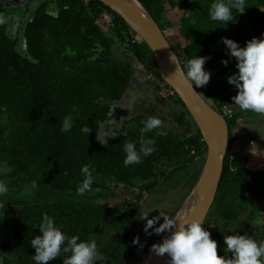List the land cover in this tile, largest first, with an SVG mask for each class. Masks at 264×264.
Segmentation results:
<instances>
[{
  "label": "trees",
  "instance_id": "trees-1",
  "mask_svg": "<svg viewBox=\"0 0 264 264\" xmlns=\"http://www.w3.org/2000/svg\"><path fill=\"white\" fill-rule=\"evenodd\" d=\"M138 2L163 32L181 67L196 55L211 57L205 65L210 82L194 89L224 116L229 129L222 178L203 222L218 243V255H224L222 249L227 254L225 236L247 235L264 242V148L255 154L232 135L246 115L223 113L224 106L237 108L234 86L227 82L236 61L218 48L227 26L238 30L232 40L240 47L262 38L264 0H247L243 11L234 9L238 23L231 25L210 19L215 0ZM54 5L52 10L50 0L40 4L24 26V47H19V31L10 36V23L2 20L7 7L0 3V180L17 187L13 192L9 185L8 197L0 199V264H35L31 240L42 235L38 225L45 214L69 237L95 240L104 257L97 264H139L145 254L136 259L132 239L142 206L202 161L207 147L144 41L119 16L98 0H55ZM251 29L253 37L246 38ZM222 60H229L227 67ZM133 61L141 64L153 93L179 110L176 122L188 132L160 127L147 133L145 138L155 140V152L125 167L123 146L131 141L139 149L140 130L152 111L133 113L107 145L97 134L132 84ZM69 114L74 126L63 133L61 122ZM85 126L92 131L88 136L80 131ZM85 165L94 169L93 191L79 196ZM23 187L30 193L22 194ZM70 255L62 253L49 264H63Z\"/></svg>",
  "mask_w": 264,
  "mask_h": 264
},
{
  "label": "clouds",
  "instance_id": "clouds-1",
  "mask_svg": "<svg viewBox=\"0 0 264 264\" xmlns=\"http://www.w3.org/2000/svg\"><path fill=\"white\" fill-rule=\"evenodd\" d=\"M247 0H215L209 10L210 19L213 22L238 23L233 10L243 11ZM226 46L227 55L236 61L237 72L228 77V84L238 91L232 97L234 105L241 111H251L264 114V34L262 38H253L246 42L244 47L231 39L222 38ZM211 57H198L188 59L184 65L179 66L175 54H171L170 60L176 65L175 74L189 88L205 87L211 79V72L205 69L206 63ZM224 67L228 66L229 60H222ZM211 105V104H210ZM123 109H131L132 105H121ZM224 117V116H223ZM163 121L157 117H149L143 122L140 130L139 149L136 142H126L123 146L125 153L124 166L140 164L142 159L151 156L155 148V140L145 138L146 134L159 129ZM74 117L69 114L61 122V131L68 133L73 129ZM88 136L92 131L88 126L80 130ZM107 134L101 144L107 145ZM94 169L91 165H85L81 169L83 181L77 186V194L84 196L93 191ZM9 188L3 180H0V197H5ZM0 201V207H3ZM141 221H146L143 231L150 235L152 229L155 235L168 233L161 244H154L152 252L159 257L167 254L170 257L169 264H264V242H258L247 235H231L224 237L227 254L218 255V243L211 238V233L204 228L200 220L186 219L180 222L175 216L160 213L149 219V214L140 215ZM163 219V223H160ZM159 225V227H156ZM42 235L31 240V246L36 254L33 256L35 264H49L61 257V254L71 253L63 264H97L104 257L98 251L95 240L81 241L79 236L69 237L56 227L54 217L45 214L42 223L38 225ZM139 244V238L134 240ZM230 254V255H229Z\"/></svg>",
  "mask_w": 264,
  "mask_h": 264
},
{
  "label": "rangeland",
  "instance_id": "rangeland-1",
  "mask_svg": "<svg viewBox=\"0 0 264 264\" xmlns=\"http://www.w3.org/2000/svg\"><path fill=\"white\" fill-rule=\"evenodd\" d=\"M43 1L45 0H0V3L6 6L8 11L5 17H2L3 22L10 23L8 33L11 37H14L15 32L17 30L19 31L16 36L19 40V47H24L23 29L25 24L32 19L36 9ZM54 1L55 0H50V3H52V10H55ZM160 23H165L164 18L161 19ZM237 31L238 30H236L233 26H227L224 32H226L228 39H231ZM165 32L170 34L168 30H165ZM253 35L254 33L251 29L250 33H248L245 37L251 38ZM132 65L134 73L132 84L122 102H120L119 105L114 106L113 111L110 113L106 121V126L104 127L103 132L99 133V135L97 134V140H103L107 134H110L107 139L112 138L114 134L120 131L123 122L133 116V113H148L150 110L152 111L153 117H157L163 121L161 128L164 130L169 132L177 131L180 133H187L188 128L179 127L176 122L179 110L159 95L153 93V87L146 84L147 77H145L140 71V69H142L141 64L137 63V61H133ZM236 72L237 69L233 71L232 75ZM234 89L233 94L237 95L238 90L235 87ZM121 105H132V108L129 110L123 109L120 107ZM230 108L234 115L237 113H244L246 115L245 119L242 118L243 120L240 122V125L233 129L232 135L234 138H238L239 143L244 149L253 151L255 154H262L261 151L264 148V114H257L253 112L252 115H249L251 114V111H241L238 107ZM235 144L237 145L238 142H235ZM205 160L206 157L202 161L193 165L187 171L174 177L168 186L159 188L156 192H154L142 206L140 215L149 214V219L154 216H158L160 213L173 216L176 210L184 203V201H186L185 199L188 196L189 188L192 186L193 182H198L205 166ZM197 172H199L198 176ZM13 184L14 183L9 182L10 188L14 192V189L17 187H13ZM9 185L7 184L8 187ZM20 192L22 194L23 192L25 194H29L30 188L24 189L23 187ZM5 197H8V193ZM5 197H0V199ZM125 198L126 197L123 195L122 198L118 199L119 201L117 203H119V205H123V203L120 202ZM162 221L163 219H161L160 223H163ZM145 224L146 221L138 219L133 234L132 242L136 259H140L144 254H146V252L164 235H155L152 229H149V233L152 234H145L143 231ZM156 227H159V225H156ZM137 237L139 238V244L134 243V240Z\"/></svg>",
  "mask_w": 264,
  "mask_h": 264
},
{
  "label": "water",
  "instance_id": "water-1",
  "mask_svg": "<svg viewBox=\"0 0 264 264\" xmlns=\"http://www.w3.org/2000/svg\"><path fill=\"white\" fill-rule=\"evenodd\" d=\"M98 1L119 16L144 41L151 52L159 74L181 100L201 133L207 147L205 166L197 184L187 198V202L184 203L185 205L191 204V212L184 220L204 222L217 194L223 174L229 144L227 122L194 88L193 90L189 88L179 74H175L176 65L170 60V56L174 52L163 32L141 4L146 15L138 11L130 0ZM179 66H181L180 62ZM167 236L168 234L155 244H161ZM151 249L152 247L139 264H169L170 257L167 254L164 257H159Z\"/></svg>",
  "mask_w": 264,
  "mask_h": 264
},
{
  "label": "bare ground",
  "instance_id": "bare-ground-1",
  "mask_svg": "<svg viewBox=\"0 0 264 264\" xmlns=\"http://www.w3.org/2000/svg\"><path fill=\"white\" fill-rule=\"evenodd\" d=\"M130 1L135 5V7L137 8L138 11H140L142 14L146 15V13L142 9V7H141L140 3L138 2V0H130ZM185 202H187V201H185ZM184 203H183V208L181 207L182 209H180L179 212L175 215V217L180 222H182L190 214V212H191V204L188 203L187 205H185ZM166 234H168V233H164L163 236H166ZM149 240H151V239H149ZM134 262L136 263L135 259H134Z\"/></svg>",
  "mask_w": 264,
  "mask_h": 264
},
{
  "label": "built area",
  "instance_id": "built-area-1",
  "mask_svg": "<svg viewBox=\"0 0 264 264\" xmlns=\"http://www.w3.org/2000/svg\"><path fill=\"white\" fill-rule=\"evenodd\" d=\"M223 113L226 117H231L233 115V111L229 107H226V106L223 107Z\"/></svg>",
  "mask_w": 264,
  "mask_h": 264
},
{
  "label": "crops",
  "instance_id": "crops-1",
  "mask_svg": "<svg viewBox=\"0 0 264 264\" xmlns=\"http://www.w3.org/2000/svg\"><path fill=\"white\" fill-rule=\"evenodd\" d=\"M225 37L228 38L226 33H225ZM232 38H233V36L231 37V40H232ZM218 48H219L220 50H222V51H227V48H226V46L222 43V41L218 44Z\"/></svg>",
  "mask_w": 264,
  "mask_h": 264
}]
</instances>
